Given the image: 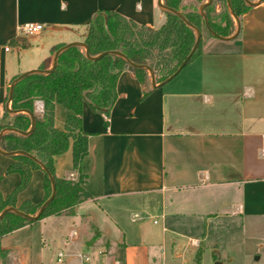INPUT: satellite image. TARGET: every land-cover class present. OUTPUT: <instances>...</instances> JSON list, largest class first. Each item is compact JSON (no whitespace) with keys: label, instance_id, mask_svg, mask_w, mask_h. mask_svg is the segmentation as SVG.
I'll use <instances>...</instances> for the list:
<instances>
[{"label":"crops","instance_id":"1","mask_svg":"<svg viewBox=\"0 0 264 264\" xmlns=\"http://www.w3.org/2000/svg\"><path fill=\"white\" fill-rule=\"evenodd\" d=\"M163 11L157 0H0V124L10 81L24 71L50 67L56 45L84 42L82 30L93 14L115 12L156 28L164 21ZM238 19L239 32L230 39H237L234 47L216 50L214 41L201 35L202 52L166 83L153 87L147 71L143 86L123 68L107 114L84 103L81 126L89 136L80 172L90 197L72 212L9 232L42 224L50 242L66 251L65 264L89 247L100 255L97 264H134L135 252L141 263V251L153 257L157 245L159 264H200L203 228L211 218L264 217V0ZM25 22L43 28L36 35L39 52L21 68L12 52L31 46L32 37L18 29ZM66 113L55 104L56 128H64ZM12 161V155L0 152L3 198L20 180L17 172L5 173ZM53 167L57 177L78 175L70 148L53 156ZM43 175L41 168L32 170L14 207L42 203ZM72 230L76 235L69 237ZM19 258L15 262L26 264L23 251Z\"/></svg>","mask_w":264,"mask_h":264},{"label":"trees","instance_id":"2","mask_svg":"<svg viewBox=\"0 0 264 264\" xmlns=\"http://www.w3.org/2000/svg\"><path fill=\"white\" fill-rule=\"evenodd\" d=\"M198 1L200 4L203 3V1ZM215 1L223 3L224 25L217 24L210 15L212 10L218 15L214 11L215 3L211 2L206 5L203 11L212 30L219 35L229 36L234 31L235 22L226 10V0ZM231 1L232 9L237 16L249 8L244 0ZM163 3L180 11V8L170 0H163ZM165 14L167 22L164 25L148 28L118 13L107 12L109 33L104 30L103 23H96V25H92L91 21L88 23L91 26L85 35V43L88 46L89 54L94 56L107 50H119L126 54L131 61L151 67L155 73L156 81L164 80L177 69L195 41V30L192 27L172 12L166 11ZM182 14L201 31V35L203 31L208 33L198 11ZM98 19H102V17L97 16L96 20ZM136 32H140L139 36L141 35V37H134ZM120 40L125 42L124 48L119 47ZM202 44L201 38L198 47L187 63L202 52ZM61 46L62 44L56 45L53 51ZM171 61H174V66L164 73V70L170 67ZM46 66L42 65L40 68L45 69ZM123 68L132 70L141 84L146 85L144 76L147 75V70L134 68L114 54H105L92 60L86 57L82 47L71 46L58 54L55 68L52 71L31 73L15 85L9 105L10 109L16 110V112L4 110L3 120L11 119L5 123L2 122L0 130L4 127H11L19 131H27L31 125V116L24 110H29L34 114L35 123L32 131L26 135L16 131L3 133L0 137V147L5 151L23 150L32 154L46 166L52 175L55 182V195L44 208L38 220L51 214H59L64 211L72 212L76 204L90 197L83 187L87 178L80 172L81 160L87 154V138L89 136L81 126L82 106L86 103L91 110L107 114L116 100V81ZM159 72L164 73L165 78H157ZM143 91L146 94L147 89H143ZM36 100L42 102L43 110L41 112L35 111L34 102ZM55 104L61 105L67 112L63 129L54 126ZM69 148L72 151L73 168L78 172L76 179L57 177L54 172L53 156L61 154ZM12 158L13 161L7 166L5 173L17 172L20 180L9 196L3 198L0 195V212L6 206L15 205V196L28 185L32 170L41 168L25 155L16 154L12 155ZM1 177L2 175H0ZM42 188L44 200L51 193L50 179L45 172ZM40 204L23 202L18 209L33 215ZM11 217L13 218L12 222L1 227L0 235L32 222L13 212H7L0 223ZM199 260V256H197V262Z\"/></svg>","mask_w":264,"mask_h":264},{"label":"rangeland","instance_id":"3","mask_svg":"<svg viewBox=\"0 0 264 264\" xmlns=\"http://www.w3.org/2000/svg\"><path fill=\"white\" fill-rule=\"evenodd\" d=\"M200 1L205 2L206 0H200ZM251 1H256V0H251ZM170 2L175 3L180 8L181 13H187V14L192 13L193 11H198V7L200 5V2L198 0H170ZM231 2L232 1L230 0V3ZM212 3H215L213 6L214 11L218 13V15H216L215 13H213L212 10V12L210 13L212 19H214V21H216L217 24L224 25L225 21L223 20V12H224L223 3L221 1H215V0H212ZM216 4L219 5L218 10L215 9ZM231 7H232V3H231ZM226 10L228 11V13L235 22V19L231 15L227 5H226ZM163 12L165 13L166 10H164ZM164 15H165L164 21L160 25H164L167 22L166 14ZM96 23L97 24L103 23V27H104L103 17L102 19L96 20L95 18L94 21H91L92 25H96ZM90 26H91L90 24H87L82 30L84 34V39H83L84 42H85V35L87 34ZM106 27L109 33L110 28L109 25L107 24V15H106ZM235 28H236V22H235ZM104 30L106 31L105 27ZM139 34L140 32L134 33L135 35L134 37H141V35L139 36ZM36 35H38V31L35 34L34 33L29 34V37L30 36L32 37L29 38L31 40V46L29 49L23 51L13 50L12 52L14 59H17L19 55L18 58L21 68L26 66L29 63V61L35 58L37 53L39 52L40 40L39 38H37ZM202 35L205 41H214L213 47L216 50L228 48V47H234L237 41V39L230 41H223V40H218L217 38H211V35H209L206 31H203ZM119 43L121 44L119 45L120 48L125 47L124 45L125 42L123 40H120ZM169 64L170 67L167 70H164V73L168 72L172 68V66H174V61H171ZM46 67H49V64ZM164 73L161 72L157 73L158 75V76L156 75L157 78H165ZM147 76H149L148 72H147ZM91 111L100 112L97 110H91ZM10 119L11 118H5L3 122L5 123ZM64 120H65V116H64ZM12 220H13L12 217L9 219H5L3 222L0 223V229L1 227H3V225L7 223H11ZM154 226L157 227V229L159 228L158 225H154ZM87 229H90V227ZM203 230L206 236L203 239V243H202L203 246L201 251L200 264H264V217L241 221L239 217L227 218L224 216H220L214 219L211 218L209 222L206 225H204ZM188 233L196 234V231H189ZM157 234H159L158 230H157ZM183 240L185 239L183 238ZM50 241H51L50 238L46 236V232L42 228V224L21 228L20 230L18 229L15 232H9L8 234L6 233L1 234L0 264H18L15 261H19L21 259L19 258L21 251H23L26 255V264H65V261L58 262L56 260L57 251H59L60 248H58V245L56 243ZM6 246H10V249H12V251L10 250L6 251L3 248H1ZM159 249H160L159 245L155 246L152 249L154 253L153 257H156V260H154L150 254L147 255L143 253L144 250L141 251V263L139 261L140 256L136 254L137 252L134 253L136 258L134 256L131 258L133 259V262H135L134 264H159L161 262L158 252ZM83 250L90 255L89 261H80L77 257H72L69 260L70 262L68 261L69 263L67 262L66 264H97V258L100 256L97 253V249L89 247V248H83ZM61 251L66 253V251L63 249H61ZM255 257H257V259H255ZM113 262L114 261H112V264Z\"/></svg>","mask_w":264,"mask_h":264},{"label":"water","instance_id":"4","mask_svg":"<svg viewBox=\"0 0 264 264\" xmlns=\"http://www.w3.org/2000/svg\"><path fill=\"white\" fill-rule=\"evenodd\" d=\"M263 0H256V1H251V0H244V2L252 7V6H256L257 4H259L260 2H262ZM212 2V0H207L205 3H202L199 5L198 7V12L199 14L202 16L203 21H204V26L206 28V30L208 31V33H210L213 37L218 38V39H222V40H230L236 37V35L239 32V28H240V24H239V19L238 16L236 15V13L233 11L232 7H231V3L230 0H226V5L231 13V15L233 16V18L235 19L236 22V28L233 34L229 35V36H222L217 34L214 30L211 29V27L209 26L207 17L204 14V7L208 4H210ZM157 5L159 7H161L162 9L172 12L174 14H176L184 23H186L188 26L192 27L195 30V41L191 47V49L189 50L188 54L186 55V57L182 60V62L179 64V66L177 67V69L170 74L167 78H165L164 80L160 81L158 84L155 83V78H154V72L151 69V67H149L147 64H143V63H136L131 61L126 54H124L123 52L119 51V50H107V51H103L97 55L91 56L89 54V50H88V46L85 42L82 41H73V42H69L66 43L64 45H62L61 47H59L56 51H54L53 53V60H52V65L49 68H45V69H40V68H36V69H31V70H27L24 71L18 75H16L9 84L8 87V95H7V101H6V110L8 111H12L15 112L16 110H11L10 108H8V103L10 102L11 98H12V94H13V90L15 85L22 80L25 76L31 74V73H36V72H41V73H48L50 71H52L55 68L56 62H57V57L58 54L71 46H80L82 48H84L85 50V55L87 58L95 60L100 58L101 56L105 55V54H114L117 55L119 57H121L127 64H129L130 66L137 68V69H144L147 70L150 74V78H151V84L153 87H155L156 85H162L164 83H166L167 81H169L171 78H173L187 63V61L189 60V58L191 57V55L194 53V51L196 50V48L198 47L200 40H201V31L193 26L185 17L184 15L178 11L177 9L173 8V7H169L166 6L162 0H157ZM100 15L103 17L104 19V27L107 30L106 27V14L105 13H95L92 15L91 17V21H94L96 16ZM61 29V27H56V29ZM27 113H29V115L31 116V125L30 128L27 131H19L15 128H11V127H4L0 130V137L2 136L3 133H5L6 131H16V132H20L22 134H28L32 131L33 127H34V123H35V119H34V114L29 111V110H24ZM0 152L2 154H6V155H16V154H22L25 155L27 157H29L30 159H32L33 161H35L41 168L42 170L48 175L49 179H50V183H51V193L50 195L42 201V203L40 204L39 208L37 209L36 213L33 215L24 213L22 211H20L18 208L14 207V206H6L5 208H3L0 212V220L3 218V216L7 213V212H13L21 217H24L25 219L29 220V221H36L38 220V218L40 217V215L42 214L44 208L49 204V202L53 199L54 195H55V182L54 179L52 177V175L50 174V172L48 171V169L46 168V166L40 161L38 160L35 156H33L32 154L25 152L23 150H15V151H2L0 150ZM255 259H257V257H255Z\"/></svg>","mask_w":264,"mask_h":264},{"label":"built area","instance_id":"5","mask_svg":"<svg viewBox=\"0 0 264 264\" xmlns=\"http://www.w3.org/2000/svg\"><path fill=\"white\" fill-rule=\"evenodd\" d=\"M42 28H43V25H41L39 23H34V22H25V23L18 26L19 31L25 35L35 33ZM34 106H35V110L37 112H41L43 110V105H42V102L40 100H36L34 103ZM75 235H76L75 230L70 231L69 237H74ZM67 256H68L67 254H65L64 252L59 250V251H57L56 260L58 262H63V261H65ZM76 257L80 261H89L90 260V255L86 252H83V251L77 252ZM113 264H121V263L119 260H114Z\"/></svg>","mask_w":264,"mask_h":264}]
</instances>
